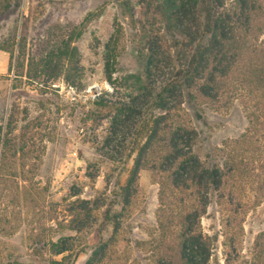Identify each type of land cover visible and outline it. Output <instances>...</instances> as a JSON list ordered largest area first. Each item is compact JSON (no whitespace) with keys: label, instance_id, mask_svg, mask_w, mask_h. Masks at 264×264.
<instances>
[{"label":"rangeland","instance_id":"rangeland-1","mask_svg":"<svg viewBox=\"0 0 264 264\" xmlns=\"http://www.w3.org/2000/svg\"><path fill=\"white\" fill-rule=\"evenodd\" d=\"M168 1L0 0V264H180L190 214L208 264H264V24L215 98L176 77L202 39ZM155 127L124 206L132 152ZM177 129L226 173L219 189L174 187Z\"/></svg>","mask_w":264,"mask_h":264},{"label":"trees","instance_id":"trees-1","mask_svg":"<svg viewBox=\"0 0 264 264\" xmlns=\"http://www.w3.org/2000/svg\"><path fill=\"white\" fill-rule=\"evenodd\" d=\"M170 3L172 14L175 17L174 21L185 29V35L193 37L192 41L197 35L199 39H202V44L196 47L189 60L187 59L176 72V77L183 74L182 80L188 86H193L196 80H203L199 86L200 92L218 98L221 93V82L232 72L242 54V49L248 45L252 49L261 46V44L247 42V38L252 37L257 30H261L264 24V3L260 0H236L233 7H226L225 0H170ZM118 34V31L115 32L106 44L105 70L109 81L115 69ZM262 48L264 49V46ZM159 105L164 110L170 109L166 103L159 102ZM179 129L176 130L171 144L173 151L168 156L172 165L182 158L178 170L171 175L174 187H180L181 180L186 182L193 176L197 184L207 191L209 186L219 189L226 173H222L218 166H204L196 156L191 154L189 147H191L192 140L180 134ZM158 130L159 128L155 127L144 144L132 152L137 153L127 182L122 186L124 206L131 203L132 195L136 192L139 173L149 158L153 139ZM177 141H183L184 146L180 147ZM187 146L188 149L183 150ZM165 170L168 171V169ZM231 170L233 168H230L228 173ZM198 216V214H190L185 220L188 228L184 233L186 238L182 242V262L180 264L209 263L211 249L207 246L208 237L202 232L196 234L191 221L192 218ZM69 250V247H62L60 250L54 248L58 254ZM70 264H74L73 261Z\"/></svg>","mask_w":264,"mask_h":264},{"label":"crops","instance_id":"crops-1","mask_svg":"<svg viewBox=\"0 0 264 264\" xmlns=\"http://www.w3.org/2000/svg\"><path fill=\"white\" fill-rule=\"evenodd\" d=\"M143 169H141V171H142ZM141 171H140V173H139V178H140V174H141ZM139 178H138V181H139ZM137 191H138V187H137V189H136V192L135 193H137ZM134 193V194H135ZM74 195V194H73ZM130 205V204H129Z\"/></svg>","mask_w":264,"mask_h":264}]
</instances>
